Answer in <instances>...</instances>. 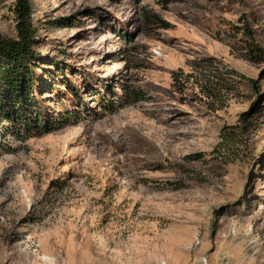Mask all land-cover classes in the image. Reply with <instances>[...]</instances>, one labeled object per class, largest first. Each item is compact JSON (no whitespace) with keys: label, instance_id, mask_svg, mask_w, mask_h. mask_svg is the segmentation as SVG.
<instances>
[{"label":"rangeland","instance_id":"obj_1","mask_svg":"<svg viewBox=\"0 0 264 264\" xmlns=\"http://www.w3.org/2000/svg\"><path fill=\"white\" fill-rule=\"evenodd\" d=\"M30 2L56 126L0 116V264H264V62L229 30L264 47V0Z\"/></svg>","mask_w":264,"mask_h":264},{"label":"trees","instance_id":"obj_2","mask_svg":"<svg viewBox=\"0 0 264 264\" xmlns=\"http://www.w3.org/2000/svg\"><path fill=\"white\" fill-rule=\"evenodd\" d=\"M13 12L16 37L0 35V116L14 123L17 128L26 130L34 125L39 132H49L54 129L56 122L45 120L35 96L36 67L41 55L33 48L36 29L32 24L30 0H15ZM239 20L242 24L237 28L232 26L229 30L235 28L240 33L245 59L252 63L264 62V47L255 40L247 21L243 17ZM231 135V132L222 130V141L231 142Z\"/></svg>","mask_w":264,"mask_h":264}]
</instances>
